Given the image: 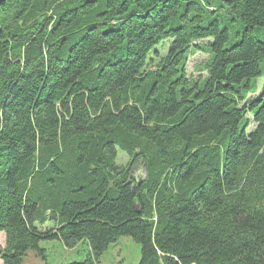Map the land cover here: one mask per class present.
Returning <instances> with one entry per match:
<instances>
[{"label": "trees", "instance_id": "1", "mask_svg": "<svg viewBox=\"0 0 264 264\" xmlns=\"http://www.w3.org/2000/svg\"><path fill=\"white\" fill-rule=\"evenodd\" d=\"M263 62L264 0L4 1L3 264L121 236L138 264H264Z\"/></svg>", "mask_w": 264, "mask_h": 264}, {"label": "rangeland", "instance_id": "2", "mask_svg": "<svg viewBox=\"0 0 264 264\" xmlns=\"http://www.w3.org/2000/svg\"><path fill=\"white\" fill-rule=\"evenodd\" d=\"M208 40H201V43L208 44ZM167 51V45H164L161 53L165 54ZM208 58V54L204 52H196L189 56L187 62V72L190 76L197 77L201 71L202 64ZM264 69V62L262 63ZM258 91L257 93L250 94L249 99L258 98L263 94L264 76L258 79ZM254 124H251L250 128H253ZM130 160V157L122 150H119L117 156V163L119 165H126ZM135 176H144V166L142 163H138L135 168ZM53 224L48 223L41 228L43 230L49 229ZM41 247L46 249V259H35L32 255L29 256L25 264H68L75 261H83L90 245L88 241H80L75 247L67 248L61 240H42L40 242ZM5 246V234L0 232V249ZM141 260V245L134 240L131 236H121L119 239L109 245L107 250L102 254L100 258V264H138ZM0 264H3L0 259Z\"/></svg>", "mask_w": 264, "mask_h": 264}, {"label": "water", "instance_id": "3", "mask_svg": "<svg viewBox=\"0 0 264 264\" xmlns=\"http://www.w3.org/2000/svg\"><path fill=\"white\" fill-rule=\"evenodd\" d=\"M4 1H6V0H0V5H1Z\"/></svg>", "mask_w": 264, "mask_h": 264}]
</instances>
